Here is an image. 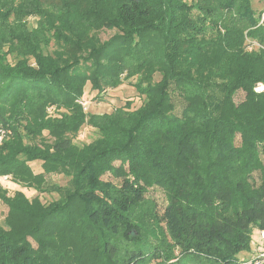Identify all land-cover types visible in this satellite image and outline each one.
<instances>
[{"label":"trees","instance_id":"1","mask_svg":"<svg viewBox=\"0 0 264 264\" xmlns=\"http://www.w3.org/2000/svg\"><path fill=\"white\" fill-rule=\"evenodd\" d=\"M253 2L0 0V180L36 190L48 175L68 179L45 208L0 185L11 210L0 264L248 263L242 254L264 231V10ZM103 30L115 34L101 41ZM126 81L137 106L83 110L87 89L95 99ZM85 125L99 136L79 146ZM152 186L166 195L149 215L168 245L121 256L104 235L132 233Z\"/></svg>","mask_w":264,"mask_h":264},{"label":"rangeland","instance_id":"2","mask_svg":"<svg viewBox=\"0 0 264 264\" xmlns=\"http://www.w3.org/2000/svg\"><path fill=\"white\" fill-rule=\"evenodd\" d=\"M253 7L257 11L264 10V0H254ZM37 19H28V22H30L31 25L35 26V29L38 28V25L36 23ZM58 25V24H56ZM55 25V26H56ZM115 34L114 31L109 30H103L99 32L97 35L101 39V41H107L109 40L113 35ZM55 42L52 43L50 51L57 52V47L55 45ZM59 46V45H58ZM134 81L132 82H124L119 88H116L115 90H111L110 92H107L105 95L98 94L95 99H91V95L93 92L89 91L88 89L85 91V95L83 100L87 101L89 104V114L92 115H103V114H109L114 109L118 107L125 106L126 104L133 103L132 107L137 106L136 104H139L140 100H137V93L133 86ZM102 95V96H101ZM89 97V98H88ZM87 99V100H86ZM243 99V95L240 93L237 95L236 100L240 101ZM82 101V100H81ZM84 110V109H83ZM85 111V110H84ZM50 115L56 116V114L53 112H49ZM99 136V131L92 127V126H82V128L79 130L77 136L74 137V142L79 146H84L91 144L93 141H95ZM31 165V168L33 169L35 174H40L43 172L42 170V162L36 161ZM117 167L121 164L119 162L115 163ZM257 176V173L254 174V177ZM45 182L43 185H41L38 189L32 190V189H25L18 185L13 184L10 181L6 180H0V185L9 191V195L13 196L15 192H22L26 195V197L30 200L38 201L43 208L51 206L54 203H57L60 199V196L57 194V188H65L68 187V179L61 175H48L46 176ZM112 176L107 175L104 177L106 180H113V182L117 183L118 181L111 178ZM148 202L133 212V221H134V229L132 233L130 234H124L120 233L117 236H112L109 234H105L104 237L109 242L114 243L120 250V255L122 256L124 252H126V248L130 245H144L149 244L152 247L155 246H162L163 249H165L168 245L167 241L164 239L165 237V231L159 227L157 223L152 220L149 213L152 211V203L157 204L160 208V211L162 212L167 204V199L164 190H162L159 186H152L148 188L147 194H146ZM152 202V203H151ZM10 209L6 204L0 201V225L5 224V219L10 214ZM74 222L78 223L83 220V215L81 213V209L78 208L73 216H70ZM14 219L13 221H15ZM21 227L17 228V232H19ZM14 231L10 232L13 234ZM87 240L89 242L90 248L93 249L98 247L100 236L101 234L97 231H94L92 229L91 232L87 234ZM138 239H142L141 242H138ZM134 240V242H132ZM28 241L32 243V246L34 248H37V244L35 240L32 237L28 238ZM143 242V243H142ZM181 254L177 253L175 251L174 258L178 259L181 258ZM242 257L248 258L250 257V253H244L242 254ZM184 258V257H183ZM172 263H177V260H175ZM187 261L189 264H207V263H198L197 260H191L190 258H187Z\"/></svg>","mask_w":264,"mask_h":264},{"label":"built area","instance_id":"3","mask_svg":"<svg viewBox=\"0 0 264 264\" xmlns=\"http://www.w3.org/2000/svg\"><path fill=\"white\" fill-rule=\"evenodd\" d=\"M264 22V12L262 14V21ZM256 92H263L264 91V85H258L256 87ZM82 108L86 111L89 110V104L87 101L82 100L80 102ZM3 136H0V144L2 142ZM8 177H4V180H7ZM253 251L250 253V259L247 264H264V231H260L256 234V236L253 239Z\"/></svg>","mask_w":264,"mask_h":264}]
</instances>
